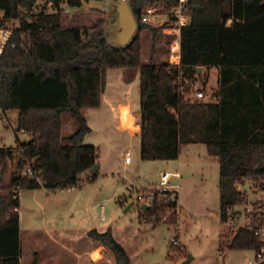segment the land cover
<instances>
[{
    "label": "trees",
    "instance_id": "trees-1",
    "mask_svg": "<svg viewBox=\"0 0 264 264\" xmlns=\"http://www.w3.org/2000/svg\"><path fill=\"white\" fill-rule=\"evenodd\" d=\"M53 1V11L35 12L36 0H0V25L4 19L20 21L0 58V108L4 114L17 110L18 130L32 134L18 146L0 148V264H22L17 189L68 188L98 163L96 145L85 141L92 126L83 110L102 105L111 68L140 70L142 158L178 159L189 144L205 143L220 162L221 219L237 218L233 209L246 200L238 180L264 178V0H187L191 20L180 30V65L169 57L145 62L142 40V32L150 30L153 59L168 26L144 22L143 14L150 6L169 8L180 0H127L138 29L125 46L109 41L105 11L89 23L80 14L91 0ZM65 1L79 7L68 24ZM200 66L218 67L217 100L187 98L194 86L179 75L192 81ZM68 112L77 126L64 134ZM28 162L37 176L23 174ZM169 204L156 200L147 212L158 217ZM234 233L232 248H261L251 229L242 226ZM89 236L115 253L116 264H134L111 227L93 228Z\"/></svg>",
    "mask_w": 264,
    "mask_h": 264
},
{
    "label": "rangeland",
    "instance_id": "rangeland-1",
    "mask_svg": "<svg viewBox=\"0 0 264 264\" xmlns=\"http://www.w3.org/2000/svg\"><path fill=\"white\" fill-rule=\"evenodd\" d=\"M63 7L69 10L65 20L68 24L79 7H72L66 1ZM99 11H105L109 41L118 45L111 34L120 14L118 0L85 1L80 14L89 23L102 16ZM2 16L3 12H0ZM232 22L229 19L227 23ZM166 28L159 36L158 53L153 59L152 32L148 29L142 32L145 62H160L168 57L170 59V56L175 59L171 55L178 47L175 30ZM169 33L171 38L168 37ZM192 81L194 87L187 93V98L197 99L195 92L198 89L204 91V97L200 100L218 99L220 72L217 66L198 70ZM122 93H131L134 104V117L128 108L121 106L122 125L128 128L127 120L133 118L140 123V114L136 112L141 109L138 68L109 69L103 105L84 110L92 125L87 141L96 145L99 157L96 172L91 169L82 172L79 185L71 189L40 187L21 190V263L33 264L37 259V264H116L115 253L110 249L106 255L101 254L100 248L93 250L97 255H93V252L92 255H74L69 254L70 248L66 247L68 244L81 250L91 243L98 246L102 242L97 239L93 242L89 230L97 228L104 231L111 227L134 264H250L249 259L254 257V252L232 248L231 242L234 232L244 226L251 216V209L255 214L263 213L264 178L254 181L252 193L249 190V194L245 195L246 200L234 207L233 211L242 214L232 222H223L220 216L218 157L208 152L205 143H198L188 145L180 160L143 159L141 134L131 139L117 125V106L120 107L119 102L123 100L125 103ZM68 115L71 114L65 113L64 118ZM68 131L65 125L63 132L66 134ZM31 138V133L18 130L17 110L0 114V148L18 146ZM128 147L133 150V163L129 165L122 156ZM166 170L180 171L182 174L181 178L173 176L171 179L172 183L180 184V214H175V209L165 207L158 217L151 216L136 204L135 198L138 190L157 186ZM159 200L168 201V198L162 195ZM140 214L147 215L148 219L144 220ZM168 214L170 217L163 219Z\"/></svg>",
    "mask_w": 264,
    "mask_h": 264
},
{
    "label": "built area",
    "instance_id": "built-area-1",
    "mask_svg": "<svg viewBox=\"0 0 264 264\" xmlns=\"http://www.w3.org/2000/svg\"><path fill=\"white\" fill-rule=\"evenodd\" d=\"M186 2L187 0H180L179 3L171 5L169 8L163 7V6H150L147 8V10L143 14V21L148 22L155 25H162L165 24L168 27L175 30L174 36L177 37L176 44L178 45L177 51L173 52V55L175 59H171L170 56V63L175 65H180L181 63V54H180V30L182 27L187 26L190 23L191 16L188 13L186 9ZM44 7L48 9V12L53 11L54 9V1L53 0H36L35 5L33 7V10L35 12L41 11ZM64 13H69V10L65 7H63ZM3 18V16L1 17ZM10 21H15L14 23H11ZM20 27V21L19 19L11 20V19H4L3 23L0 25V58L5 51V48L7 44L9 43L11 36L15 29ZM15 44V43H13ZM180 80H184L188 83H191L194 85L190 79H187L182 74L179 75ZM196 98L201 99L204 97V91L196 89ZM0 114H2V110L0 108ZM133 156V150L132 148L128 147L125 150V163H131ZM24 175H30V176H37L38 171L34 168L33 164L31 162H28L25 165V168L23 170ZM175 176L177 178L181 177L180 171H171L166 170L163 171L161 179L159 181V184L155 187L145 188L141 191L138 190L137 196L135 198L136 204L138 206L142 205H148V208H150L152 205L155 204L156 200L160 201L159 198L162 195H165L168 198V203L171 202L167 207L175 209V212L180 214V203H179V187L180 184L178 182L172 183L171 179ZM254 181H256L253 178H246L243 180H238L237 182V188L242 192L243 195L249 194L253 191L252 187L254 186ZM78 184L73 185L71 187H68V189H71L75 186H78ZM18 193H21V189H17ZM252 193V192H251ZM173 202H176V207L173 206ZM252 204V202H250ZM148 208L143 210L147 212ZM251 209V207H248ZM20 211V209H17ZM237 213V218L242 214L240 211H233ZM148 213V212H147ZM249 214L251 216L248 217V220L245 222L244 227H247L254 231L260 241L262 242V246L260 249L252 250L254 252V257L249 259L250 264H264V211L263 213H253V210L251 209L249 211ZM144 215V216H143ZM159 215V212L158 214ZM156 216V215H155ZM148 216L145 214H142V218L148 219ZM157 217V216H156ZM170 217V214L163 216V219L167 220ZM236 218L230 219L228 222L234 221ZM242 227V226H241ZM240 227H238L239 229ZM236 232V231H235ZM174 242H177L176 239H173Z\"/></svg>",
    "mask_w": 264,
    "mask_h": 264
},
{
    "label": "crops",
    "instance_id": "crops-1",
    "mask_svg": "<svg viewBox=\"0 0 264 264\" xmlns=\"http://www.w3.org/2000/svg\"><path fill=\"white\" fill-rule=\"evenodd\" d=\"M203 70V69H202ZM108 72H109V70H108ZM108 84V83H107ZM111 94V93H110ZM119 94V93H118ZM123 94V97H124V99H125V103H123L124 102V100H123V102H119V104H120V107H118L117 106V108L119 109V124H117L118 126H119V128H120V130L123 132V131H126L128 134H129V136H130V138L132 139L133 137H135V136H137L138 134H140V132H141V124L139 123V121H136V120H134V118H133V120L135 121V123L138 125V129L134 132L133 130H131L130 128H129V122L127 123V127L128 128H126V127H124L123 125H122V123H121V106H124V107H126V108H128L129 110H130V112H131V114H132V116H133V114H134V112H133V102H132V96H131V93H122ZM103 95H105V94H103ZM113 95V94H112ZM118 96V95H117ZM117 96H115V97H117ZM102 105H103V100H102ZM101 105V106H102ZM100 106V107H101ZM84 110H85V108H84ZM83 110V111H84ZM137 114L139 115V114H141V109H138L137 111ZM69 113V112H68ZM85 113V112H84ZM86 114V113H85ZM86 116H87V114H86ZM134 117V116H133ZM130 120H132V119H130ZM127 121H129V120H127ZM63 122H64V124L68 127V129H69V131L66 133V134H69V133H71L72 131H74L75 130V128H76V126H77V124L75 125V123H76V121L74 120V118H73V116L72 115H68L67 117H65L64 118V115H63ZM65 125H63V129H64V127H65ZM92 126V125H91ZM92 131V130H91ZM65 134V133H64ZM88 135V134H87ZM85 141H86V143H89L88 141H87V136H86V138H85ZM193 144H198V143H192V144H189V146L190 145H193ZM188 147V146H187ZM187 147H185V148H187ZM184 148V149H185ZM127 149V148H126ZM184 151V150H183ZM182 154H183V152H182ZM182 154L180 155V157L178 158L179 160H180V158H181V156H182ZM122 156H123V158H124V156H125V151H124V153H122ZM98 161H99V157H98ZM131 163H133V160L131 161ZM131 163H129V164H131ZM99 164V163H98ZM127 165H129L128 163H126ZM92 172H96V171H92ZM181 173V172H180ZM181 177H182V174H181ZM180 177V178H181ZM120 201H121V198H120ZM179 203H180V207H181V200H180V197H179ZM180 207H179V209H180ZM106 230V229H105ZM100 231V230H99ZM103 231V230H102ZM174 234H175V232H174ZM179 234V233H178ZM52 237L54 238V236L52 235ZM60 240V239H59ZM91 240H93V242H96V240L95 239H91ZM49 242V241H48ZM50 243V242H49ZM63 244H66V243H63ZM66 247H69L70 249L68 250V252H69V254H74V255H92V252H93V250H95L96 248H100V252H101V254L102 255H106V252H107V250L109 249L106 245H104L103 243H101L100 245H94L93 243H91L88 247H86V248H84V249H81V250H79V249H77V248H75V247H73L72 248V246H69L68 244H66ZM66 247L64 246V248L66 249ZM71 250L74 252V253H72L71 252ZM52 254V253H51ZM54 254V253H53ZM109 254H111V252L109 253ZM190 255V254H189Z\"/></svg>",
    "mask_w": 264,
    "mask_h": 264
},
{
    "label": "water",
    "instance_id": "water-1",
    "mask_svg": "<svg viewBox=\"0 0 264 264\" xmlns=\"http://www.w3.org/2000/svg\"><path fill=\"white\" fill-rule=\"evenodd\" d=\"M119 18L115 23V29L111 31V34L115 36V41L118 45L125 46L131 43L136 37V31L138 29L137 19L133 13L130 3L127 0H118ZM203 68L200 66L198 70ZM99 164H95L91 171H97ZM144 209L148 208V205H142Z\"/></svg>",
    "mask_w": 264,
    "mask_h": 264
},
{
    "label": "bare ground",
    "instance_id": "bare-ground-1",
    "mask_svg": "<svg viewBox=\"0 0 264 264\" xmlns=\"http://www.w3.org/2000/svg\"><path fill=\"white\" fill-rule=\"evenodd\" d=\"M129 128L135 132L138 129V125L134 120H129ZM93 255H97L96 251H93Z\"/></svg>",
    "mask_w": 264,
    "mask_h": 264
}]
</instances>
